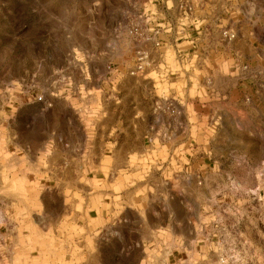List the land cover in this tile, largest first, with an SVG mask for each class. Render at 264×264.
Masks as SVG:
<instances>
[{
    "label": "rangeland",
    "instance_id": "rangeland-1",
    "mask_svg": "<svg viewBox=\"0 0 264 264\" xmlns=\"http://www.w3.org/2000/svg\"><path fill=\"white\" fill-rule=\"evenodd\" d=\"M154 2L0 0V264H264V0L198 9L205 51L189 58L162 44ZM139 52L150 65L133 74ZM114 74L163 83L124 168L98 134L115 123ZM163 98L176 115L156 111ZM50 192L79 212L62 228Z\"/></svg>",
    "mask_w": 264,
    "mask_h": 264
},
{
    "label": "crops",
    "instance_id": "crops-1",
    "mask_svg": "<svg viewBox=\"0 0 264 264\" xmlns=\"http://www.w3.org/2000/svg\"><path fill=\"white\" fill-rule=\"evenodd\" d=\"M154 1H157V3L154 2V5L157 6L159 12V14L156 15L157 21H159V24L163 26L162 44L167 45L169 48L172 46L175 47L176 44L186 45L187 47L182 51H179L177 50V48H175L181 57L186 56L189 58L190 56L192 57L195 54H202L205 49L201 47L200 43L198 42V39L199 37H201L202 32L197 31V29H200L197 25L202 21H210V19H203L201 15L197 16L196 12L198 9L209 7V5L211 7L216 6L217 8V6L221 5V2H224V0ZM182 1H185L189 7H192L194 9V11L196 10L194 14L193 12L190 13L188 15L189 17L187 18H181L179 16L178 6ZM196 34H198V37H196ZM157 52L158 55L164 56L165 52H160L158 49L156 51H153V53ZM183 60H185V58H183ZM161 72L162 71L160 70L159 75H162ZM101 77L103 78V75ZM118 77L119 76L114 74L109 78H103V91L113 92L111 103L113 104L115 123L113 126L100 128L98 130V134L104 136V140L99 143L105 150L107 148H110V145H113L114 148L118 151L128 152L126 158H124L121 162V166L122 168H124L128 165L133 152H136L139 148L141 138L140 131L142 129L141 125L143 122L142 120H145L146 118H148V120L152 119V117H149L147 109H144L143 104L146 103L150 108V112L153 114L152 106L156 97H158L159 95L158 90L163 87V83L160 84V87L155 82V80H151L149 82H139L132 77L123 78L122 75H120V78ZM168 83L170 86L176 84L175 82L170 81ZM170 86H167L168 89L172 93H175L173 87ZM138 113L141 114V117H137ZM152 127L155 130V128H157L156 123H153ZM112 136H114V138L111 140ZM73 145H76L73 146V148L75 149H85L87 147V143L85 142ZM181 147H183L181 143L175 145V148H180V150H182ZM73 176L77 178L78 175L76 176L74 174ZM136 192L137 191L135 188L130 190V193L133 196H135ZM121 194L122 197H127L124 192H121ZM174 195L175 193H171V196ZM41 200L43 201L42 204L45 205V214H47L49 218L53 219L56 222L57 227L62 228V226L68 223L67 221L75 219L73 217L74 215H79V212L76 210L74 203H69V196L61 194L59 195L57 192H50L43 194V197L41 196ZM104 213L107 214V211H104ZM178 213L179 211L175 210L172 206H170V209L167 211V214L173 215L175 218ZM175 220L179 225V220ZM172 224L174 225L175 223ZM120 226V230H123L126 227L125 226L124 228H122V224H120ZM131 227H129L130 230H137V228ZM174 229L177 228H175L174 226ZM45 231H47V229H45ZM70 260L71 258H35V264H65ZM106 260H109L108 262L111 261L112 264H144L145 256H143L142 258H102L101 264H108Z\"/></svg>",
    "mask_w": 264,
    "mask_h": 264
},
{
    "label": "built area",
    "instance_id": "built-area-1",
    "mask_svg": "<svg viewBox=\"0 0 264 264\" xmlns=\"http://www.w3.org/2000/svg\"><path fill=\"white\" fill-rule=\"evenodd\" d=\"M131 33L136 36L140 35V27L138 25H134L131 29ZM233 37L234 36L232 35L231 38ZM136 63V70L132 72L133 74L136 72H143L146 66L150 65L148 57L143 52L138 53ZM156 111H162L171 115H176L178 113V108L172 98H163L157 102Z\"/></svg>",
    "mask_w": 264,
    "mask_h": 264
}]
</instances>
